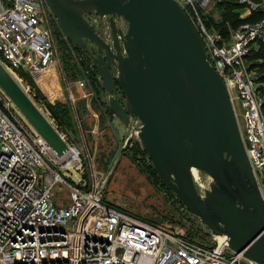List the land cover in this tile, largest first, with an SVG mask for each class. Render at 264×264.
I'll use <instances>...</instances> for the list:
<instances>
[{
    "label": "built area",
    "instance_id": "built-area-1",
    "mask_svg": "<svg viewBox=\"0 0 264 264\" xmlns=\"http://www.w3.org/2000/svg\"><path fill=\"white\" fill-rule=\"evenodd\" d=\"M176 1L226 87L264 200V100L246 62L250 51L264 44V0H237L243 6L240 18L253 12L263 15L236 26L227 21L225 34L207 30L201 19L222 0ZM49 16L54 17L46 0H0V63L27 94L23 73L38 78L59 64ZM76 83L82 89L87 79ZM68 99L74 105L72 91ZM51 123L66 143L61 154L48 146L0 88V264H260L218 236L194 240L106 202L104 174L87 171L81 147L52 118ZM59 168L77 172L78 181L69 182ZM58 184L67 189V203L54 201L52 190Z\"/></svg>",
    "mask_w": 264,
    "mask_h": 264
},
{
    "label": "water",
    "instance_id": "water-1",
    "mask_svg": "<svg viewBox=\"0 0 264 264\" xmlns=\"http://www.w3.org/2000/svg\"><path fill=\"white\" fill-rule=\"evenodd\" d=\"M64 37L105 47L84 14L109 16L116 74L92 58L107 107L124 125L139 122L140 147L163 185L229 248L264 264V200L238 132L226 87L207 60L200 36L176 0H46ZM113 15L127 22L121 43ZM123 50V53L122 51ZM0 88L57 154L65 141L0 63ZM212 180L199 193L192 169Z\"/></svg>",
    "mask_w": 264,
    "mask_h": 264
},
{
    "label": "rangeland",
    "instance_id": "rangeland-1",
    "mask_svg": "<svg viewBox=\"0 0 264 264\" xmlns=\"http://www.w3.org/2000/svg\"><path fill=\"white\" fill-rule=\"evenodd\" d=\"M221 2H216L202 14V23L207 30H220L226 24L227 20H223L222 17L225 9ZM48 20L51 33L54 32V29L57 30V33L59 31L58 38L52 35L59 65L52 68L50 72L52 74L50 75L51 81L48 85L45 84V87L53 86L56 84L54 79L60 77V85H63L67 98L69 91H72L74 97H76L82 90L85 91L90 88L85 87L82 90L78 88L76 81L86 77L78 67L77 56L72 53V48L57 28V24L54 26V17L49 16ZM88 20L96 31L106 35L107 27L104 17L90 14ZM118 23L121 25L126 24L127 27L125 20L119 19ZM64 54L69 56L65 61L69 63L68 65L66 63L64 65ZM246 62L252 72L251 74L255 77L257 87L264 100V58L252 56L247 58ZM29 78L38 88L40 82L44 84V81L40 78L32 76H29ZM22 79L23 85L27 88L28 94L34 103L51 122L50 114L45 106L34 97L33 89L28 84L29 80L26 76ZM44 92L41 91L43 94ZM44 96L48 99L45 94ZM235 104L236 108L239 109V104L237 102ZM93 109L98 113L102 111L98 102H96ZM91 111L93 110L88 109L87 112L82 113L83 115L80 118L76 117L75 123H73L75 127L64 128L62 126L61 129L72 142L81 147L87 164L86 170H95L104 174L106 178V202L113 204L132 217L147 221L165 230L171 229L182 233L194 240L202 242L211 237L210 229L199 217L186 210L175 194L162 184L160 178L151 169V161L146 153H143L144 150L140 147L136 134L137 128H135V125L139 122L138 118L132 115L129 123L124 125L114 117H109L108 120L105 116H93ZM94 118H97V120ZM26 122L28 123L27 120ZM94 124H97L96 128L92 127ZM135 146L137 149H135ZM58 171L69 182L75 183L78 181L79 175L74 170L59 168ZM193 174L196 189L203 194V190L209 188L212 180L202 171L197 170ZM60 186L58 184L52 190L54 201L58 204L67 203L69 201L67 189H62Z\"/></svg>",
    "mask_w": 264,
    "mask_h": 264
},
{
    "label": "flooded vegetation",
    "instance_id": "flooded-vegetation-1",
    "mask_svg": "<svg viewBox=\"0 0 264 264\" xmlns=\"http://www.w3.org/2000/svg\"><path fill=\"white\" fill-rule=\"evenodd\" d=\"M90 14H84L85 18L88 21V24L91 26V28L100 36L101 40L104 42V44L108 45L109 47V51L107 52L105 47L102 45H99L93 41H91L90 39L84 37V46L78 47V46H73L70 41L68 39H66L63 35V37L65 38V40L67 41V43L69 44V46L72 48V53L77 56V59L79 61L78 63V67L79 69L83 72V74L85 75L87 81L90 83V85L93 87V90L95 91V93H97L98 91H101V93H103L104 95H106V101L109 95H114L116 96V98L118 99V101L124 105L125 104V98L124 95L121 91V89L119 87H116L115 92H107L106 90H104L103 88H101V86L99 85V81H98V74L96 71V68L92 62V58H96V57H101V61L99 62V65H103V66H107L109 67V71L110 74H112L113 76H115L116 74V61L115 58L112 56L115 53V48L113 45V34H112V30L110 27V19L109 16H100V17H104L106 20V27H107V32L106 35H102L99 31H96V29L94 28L93 25H91L89 23L88 17ZM113 20L115 23V28L116 31L118 33V38H119V42L121 43L122 39H123V35L124 32L126 30V24L121 25L119 24V19L120 20H124V18H122L119 15H113ZM55 19V17H54ZM57 24V28L60 27L55 19V25ZM61 31V30H60ZM62 33V32H61ZM52 35L58 36L59 37V31L57 33V30L54 29V32H52ZM60 40V39H59ZM123 53V50H121ZM87 84V83H86ZM105 114L107 117V119L109 120V117H115V115L113 114V112L111 110H109V108L105 107L104 111H101V114ZM104 115V116H105ZM98 116V115H97ZM130 116H128V119L130 121ZM51 118V117H50ZM117 119V118H116Z\"/></svg>",
    "mask_w": 264,
    "mask_h": 264
},
{
    "label": "trees",
    "instance_id": "trees-1",
    "mask_svg": "<svg viewBox=\"0 0 264 264\" xmlns=\"http://www.w3.org/2000/svg\"><path fill=\"white\" fill-rule=\"evenodd\" d=\"M221 3L223 5V8L225 9V12L222 16L224 18L223 20H227L233 26H236L237 24H239L240 22H243V21L254 20V19L259 18L260 16L263 15V13H261V12H253L244 18H240L239 14H240V11L242 10L243 6L241 4H239L237 0H222ZM219 31L221 33L225 34L226 33L225 25L222 26ZM57 38H58V36H57ZM252 56H259V57L264 58V44H260L257 46L256 49H252L250 51V53L248 54V58H250ZM68 58H69V56H67L65 54L63 55L64 65L66 63L65 61H67ZM77 62L79 63L78 59H77ZM68 64L69 63H66V65H68ZM68 68L70 69L69 66H68ZM22 75H23V77L26 76V78L29 80L28 84H30L32 89H33L32 91L34 93V97H36L37 100L42 102V104L45 106V108L47 109V111L50 114L49 117H51L53 119L54 123L58 127H60V128H62V126L64 128L75 127V124H73L75 122H74V119L72 118V116L70 115L71 110H70V107L68 104L62 103L60 101H54L53 103H51L44 96V94L41 93L40 89L36 85H34L33 81L29 78V75L27 73H23ZM47 91L50 94L52 93V90H50V89H48ZM105 106L107 107L106 103H105ZM78 107L82 109V108H84V105L81 103V105H78ZM262 109L264 111V102L262 104ZM135 149H137L136 146H135ZM143 153H145V151H143ZM151 169H153V168L151 167ZM153 172L157 176L154 169H153Z\"/></svg>",
    "mask_w": 264,
    "mask_h": 264
},
{
    "label": "crops",
    "instance_id": "crops-1",
    "mask_svg": "<svg viewBox=\"0 0 264 264\" xmlns=\"http://www.w3.org/2000/svg\"><path fill=\"white\" fill-rule=\"evenodd\" d=\"M57 65V64H56ZM59 65V64H58ZM41 80L44 81V84L42 82H40V86H39V89L40 91H45L44 94L48 97L49 100H51L50 102L53 103L54 101H60L62 103H66L69 105L70 107V115L72 116V118L76 119V117L80 118V116H82L84 112H87V110L89 109H92L93 111H91V115L93 116H97V115H100V116H104L105 114H101V113H98L97 111H95L93 108L96 104V102H98V104L101 105V109H102V112L104 111L105 109V103H106V95H104L103 93H101V91H98L97 93H95V91L93 90V87L90 85V83L87 81V84L85 87H87L89 90H82L84 89L85 87H83L81 90L82 92L77 95L75 97V102H74V105L72 103H70V100L67 98V95L64 91V87H62L63 85H60L61 84V80H60V77L59 79H54V82H56V84H54L53 86H48V87H45V84L48 85V83L51 81V77L49 75H42L40 77ZM86 88V89H87ZM48 89L52 90V93H48ZM87 92H91V95H87ZM81 103L84 105V108H79L78 105H81ZM73 107H72V105ZM105 117H107L105 115ZM97 120V118H94ZM107 119V118H106ZM80 120V119H79ZM82 121V120H80ZM97 125V124H96ZM96 125L94 124L92 127L96 128Z\"/></svg>",
    "mask_w": 264,
    "mask_h": 264
},
{
    "label": "bare ground",
    "instance_id": "bare-ground-1",
    "mask_svg": "<svg viewBox=\"0 0 264 264\" xmlns=\"http://www.w3.org/2000/svg\"><path fill=\"white\" fill-rule=\"evenodd\" d=\"M45 74H46V75H49V76L52 75V74L49 73V72H46V73H44V74H42V75H45ZM42 75H41V76H42ZM194 171H197V170L193 168V169H192V172H194Z\"/></svg>",
    "mask_w": 264,
    "mask_h": 264
}]
</instances>
